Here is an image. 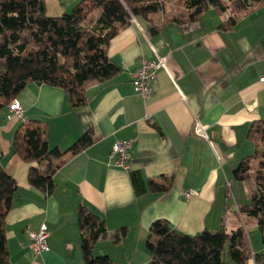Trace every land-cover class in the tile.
Here are the masks:
<instances>
[{
  "label": "crops",
  "instance_id": "0c3cea01",
  "mask_svg": "<svg viewBox=\"0 0 264 264\" xmlns=\"http://www.w3.org/2000/svg\"><path fill=\"white\" fill-rule=\"evenodd\" d=\"M77 1L54 10L65 12ZM45 5L47 11L48 0ZM170 16L154 15L161 25L155 32L136 17L109 40L108 56L120 69L90 84L83 105L72 107L61 87L29 82L16 95L22 117L8 119V106L0 111V164L17 184L5 218L11 264H85L78 204L102 217L108 230L126 227L118 242L100 239L94 245L93 255L106 254L113 264L148 262L145 237L158 217L188 234L239 223L247 229L246 219L257 225L255 218L237 212L247 200L248 183L234 179L232 170L253 150L247 138L250 123L264 120L259 80L264 75V3L255 4L230 30L218 27L223 16L211 8L194 20ZM156 54L165 56V66L156 70L153 91L142 99L133 90L131 73L142 57L155 59ZM30 118L47 123L50 146L65 149L89 128L96 136L60 165L49 194L28 184V164L11 153L13 131ZM196 121L206 125V137L195 132ZM129 138L125 169L113 164L109 152L113 143ZM132 171L142 185L172 175L171 187L137 193ZM187 190L194 193L185 197ZM42 222L49 249L34 254L27 230ZM250 246L252 253L262 251L260 237ZM244 264H264V256H251Z\"/></svg>",
  "mask_w": 264,
  "mask_h": 264
},
{
  "label": "trees",
  "instance_id": "16d2710c",
  "mask_svg": "<svg viewBox=\"0 0 264 264\" xmlns=\"http://www.w3.org/2000/svg\"><path fill=\"white\" fill-rule=\"evenodd\" d=\"M260 2L264 0H176L190 15L185 16L188 20L214 9L223 16L218 25L222 30L232 29ZM164 4V0H78L68 12L49 15L45 0H0V111L29 82L61 87L72 107L83 105L90 84L105 81L120 69L108 56L109 40L130 24L131 17L149 22V32L160 30L154 15ZM94 9L99 13L89 19ZM185 17L171 15L169 20L181 21ZM247 138L253 142V150L239 159L232 175L248 183L247 200L238 205L237 212L243 218L256 219L262 251L252 253L242 223L228 230L203 229L188 234L158 217L147 229L146 264H225V254L233 264H244L251 256L257 260L264 256L263 119L250 123ZM95 139L89 128L65 149L50 146L47 123L30 118L22 120L13 131L11 153L28 164V184L49 194L60 165ZM131 175L137 193L143 189L165 192L172 184V175L162 176V181L148 179L144 185L137 172ZM16 189V181L0 164V264H11L5 218ZM76 218L85 264H113L106 254L93 255L94 245L100 239L118 242L126 227L108 230L104 219L84 204L77 205Z\"/></svg>",
  "mask_w": 264,
  "mask_h": 264
},
{
  "label": "built area",
  "instance_id": "2783aa9c",
  "mask_svg": "<svg viewBox=\"0 0 264 264\" xmlns=\"http://www.w3.org/2000/svg\"><path fill=\"white\" fill-rule=\"evenodd\" d=\"M131 21H135V17H131ZM165 66V56L156 54L155 59L141 58L140 65L131 73V84L134 92L146 99L153 91L152 80L155 77L156 70ZM262 85H264V75L259 77ZM7 118L22 117V107L16 97H13L8 103ZM206 125L198 121L195 122V132L206 137ZM133 139H125L112 144L109 157L112 159L113 164L122 168L129 166V149ZM229 184V183H228ZM194 191H184L185 197H190ZM27 235L29 238L28 247L34 254H41L46 252L49 248L47 245V226L45 222L39 224L35 229H28Z\"/></svg>",
  "mask_w": 264,
  "mask_h": 264
},
{
  "label": "rangeland",
  "instance_id": "374dc122",
  "mask_svg": "<svg viewBox=\"0 0 264 264\" xmlns=\"http://www.w3.org/2000/svg\"><path fill=\"white\" fill-rule=\"evenodd\" d=\"M52 2H55L54 4H52ZM59 2V3H57ZM69 2V0H48V10L46 11L47 14L49 15H59L63 12H55L56 10H54V8H62L63 6L66 5ZM165 4L163 6V8L161 10H159L158 12H156V15L159 16H170V15H174L176 17H185L187 15L185 8L181 5H178L176 3V0H164ZM71 8V7H70ZM70 8L67 9L68 12L70 10ZM62 11V10H61ZM99 13V9H94L91 14L89 19H94L96 17V15ZM245 224L247 227V233L249 235V237H251V243L254 239H256V237H260L259 235V230L257 225H253L250 223V219H246L245 220ZM225 264H233L232 261L229 259L228 255L225 254Z\"/></svg>",
  "mask_w": 264,
  "mask_h": 264
}]
</instances>
